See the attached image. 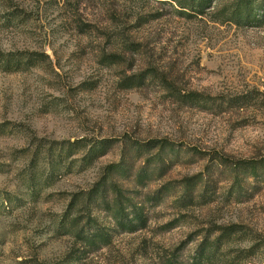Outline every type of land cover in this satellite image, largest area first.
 <instances>
[{
    "label": "rangeland",
    "instance_id": "obj_1",
    "mask_svg": "<svg viewBox=\"0 0 264 264\" xmlns=\"http://www.w3.org/2000/svg\"><path fill=\"white\" fill-rule=\"evenodd\" d=\"M221 19L181 17L159 0H0V51L49 56L0 70V264H163L183 242L186 259L217 227L235 234L208 264H264V179L234 186L233 170L264 158V26ZM147 70L183 93L206 95L207 106L185 104L150 77L125 87V78ZM81 138L115 143L89 165L73 154L51 173L54 141ZM125 138H166L181 150L148 187H125L146 195L171 182L178 190L202 173L206 198L198 191L179 209L168 195L149 208L147 228L114 232L111 244L71 261L81 248L62 226L71 196L120 160ZM98 218L115 228L105 213ZM174 219L176 227L163 228Z\"/></svg>",
    "mask_w": 264,
    "mask_h": 264
},
{
    "label": "trees",
    "instance_id": "obj_2",
    "mask_svg": "<svg viewBox=\"0 0 264 264\" xmlns=\"http://www.w3.org/2000/svg\"><path fill=\"white\" fill-rule=\"evenodd\" d=\"M172 7L175 15L194 18L209 12L222 16L221 22H229L238 27L264 26V0H159ZM220 20V19H219ZM49 58L45 52H3L0 51V70L16 72L23 68L34 67L41 59ZM115 58H117L115 56ZM117 63L110 58L109 64ZM157 80L163 89L170 94L179 95L182 102L191 106L205 107L208 97L200 92H182L175 84L162 74L147 70L139 75L128 76L124 79L126 88H134L146 82L148 78ZM91 141V143L89 142ZM121 157L118 162L107 165L103 174L93 186L81 192L72 194L68 209L64 214L62 226L65 233L81 244V248L73 255L85 256L112 243L114 232L134 233L147 228L150 222L149 208L160 205L168 195L174 197L173 204L179 209H185L195 202V193L199 191V199L206 198L208 178L204 174L182 179L181 189L170 187L171 182L164 184L153 193L144 194L137 189L127 188L123 181L129 180L136 187L146 188L157 181L176 164L180 149L170 140L151 139L139 141L123 139ZM115 143L112 139L89 140L87 138L75 141H54L58 149L48 150L50 172L54 173L58 166L69 162L73 154H79L80 160L89 165L96 159L107 154ZM55 150H58L57 152ZM217 164H225L223 157L217 156ZM234 186L242 185L248 177L264 179V158L259 160H242L234 163ZM242 178H241V177ZM210 201H205L209 203ZM110 217L115 228H110L99 222L98 213ZM178 219L165 223L164 229L177 226ZM235 234L234 227H217L209 231L193 253L182 260L181 251L186 243H181L171 252L163 264H208L212 262L215 252L227 244ZM77 254V256H76Z\"/></svg>",
    "mask_w": 264,
    "mask_h": 264
}]
</instances>
